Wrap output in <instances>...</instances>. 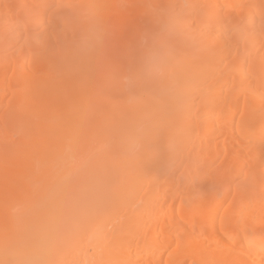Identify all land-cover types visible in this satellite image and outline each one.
Masks as SVG:
<instances>
[{
    "label": "bare ground",
    "instance_id": "1",
    "mask_svg": "<svg viewBox=\"0 0 264 264\" xmlns=\"http://www.w3.org/2000/svg\"><path fill=\"white\" fill-rule=\"evenodd\" d=\"M0 264H264V0H0Z\"/></svg>",
    "mask_w": 264,
    "mask_h": 264
}]
</instances>
